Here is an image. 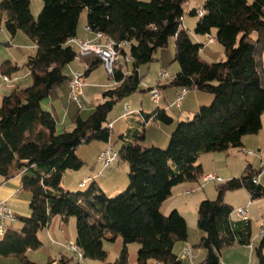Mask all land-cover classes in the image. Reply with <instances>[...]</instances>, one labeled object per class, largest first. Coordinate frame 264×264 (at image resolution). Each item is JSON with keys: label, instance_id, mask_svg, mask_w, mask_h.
Listing matches in <instances>:
<instances>
[{"label": "trees", "instance_id": "obj_1", "mask_svg": "<svg viewBox=\"0 0 264 264\" xmlns=\"http://www.w3.org/2000/svg\"><path fill=\"white\" fill-rule=\"evenodd\" d=\"M42 1L35 18L31 0H0V11L8 14L7 30L12 35L23 31L37 46L25 63L32 83L0 94V174L5 179L21 174L23 189L30 192L31 209L30 216L20 217L22 228L9 229L0 240V257L15 256L22 264H39L27 252L42 246L38 232L49 228L55 215H61L64 222L76 218L75 242L85 258L102 264H129L128 244L138 242L139 264H183L175 245L188 241L187 219L176 208L164 215L161 207L175 186L202 178V154L242 147L244 136L262 128L264 0H206L203 8L190 11L200 17L195 32L212 36L216 30V40L225 47L226 58L212 63L200 58L203 44L193 41L183 26L187 0ZM85 11L88 30L102 32L121 45L122 58L110 76L116 84L103 92L91 114L87 118L78 114L71 130L60 131L44 102L70 77L66 68L77 52L69 40L77 37ZM171 37H175V60L180 69L163 86L211 93L212 104L200 106L191 118L179 121L165 149L144 145L151 119L173 123L165 108L143 112L142 118L132 121L119 135L123 142L119 159L129 167V185L117 196L109 197L95 180L83 190L63 187L65 173L84 165L78 155L81 145L109 142L113 132L109 114L114 106L137 91L155 88L143 86L141 66L157 60L158 51ZM83 59L88 61L85 75L101 63L95 55ZM18 69L10 61L1 65L5 75ZM258 174L259 170L249 165L242 176L218 185L215 199L199 203L197 226L202 236L195 246L205 249L206 257L198 264H221L225 249L251 245V218H234L235 208L225 200V194L245 188L251 200L263 198L264 186L253 182ZM118 237L124 247L118 258L109 262L104 241ZM255 252L259 264H264V224ZM46 264L80 263L62 255Z\"/></svg>", "mask_w": 264, "mask_h": 264}, {"label": "rangeland", "instance_id": "obj_2", "mask_svg": "<svg viewBox=\"0 0 264 264\" xmlns=\"http://www.w3.org/2000/svg\"><path fill=\"white\" fill-rule=\"evenodd\" d=\"M206 0H187L185 4V15L183 20V26L189 29L193 41L203 44V47L200 50V58L208 63L218 62L226 58L225 47L216 40V30L212 31V37L215 39L214 42L209 41V35H202L195 32V25L199 20L198 15H191L190 11L193 8L199 9L203 8ZM32 10L34 17L37 18L40 10L43 6L42 0H32ZM87 21V12H83L80 17V35L84 37L88 33L86 28ZM175 37H171L167 46L161 48L157 53V60L153 61L150 64L141 66V73L143 77V84H146L149 87H160V93L162 100L158 103L154 102L152 99L151 90L137 91L132 94L129 98H125L119 101L109 114V121L113 122L115 125V131L112 134V139L110 140L112 146L115 150L119 151L123 145V142L120 140L119 135L125 132L128 129V126L131 125L133 119L137 116L139 117L140 111L144 110L146 113H152L156 107L167 108L168 113L173 117L174 121L171 124H165L156 122L151 119L147 125L148 138L144 141L145 146H153V140L158 138L161 139V136H164V132L169 133L168 142L162 146L164 149L168 147L171 139L172 132L177 127L179 121H186L193 116L194 112L197 111L202 105H210L214 100V95L211 93L203 92L200 90H187L182 87H164L163 85L168 84L173 78L174 74L180 69L178 61L175 60ZM76 62L77 59H76ZM76 64V63H75ZM67 73L69 72L68 67L66 68ZM167 72L168 77H161L160 72ZM96 78L100 83H103L102 87H86L85 95L80 94L82 102L85 104V108L81 109V114L84 118H87L94 107L101 101L103 92L110 89L114 86L113 79L110 78L109 74L105 70L104 66L101 67L96 73ZM1 82V79H0ZM29 85V84H27ZM94 86V85H92ZM26 87V86H25ZM69 91H71L69 89ZM184 93L185 98L183 100V107L178 104L179 94ZM71 95V94H70ZM87 99H91V103L87 102ZM70 105L72 110H78L76 101L70 96ZM67 104V101L65 100ZM182 103V101H181ZM127 104L130 107L127 109ZM133 118V119H132ZM156 123L159 124L158 127ZM67 130H71L73 127H70L69 124ZM101 142L91 141L81 145L78 149V155L83 159L84 165L79 170H69L64 175L63 187L70 191L83 190L90 186V184L98 179L104 187H107L104 190L109 197H115L120 194L122 191L127 189L129 185L128 172L129 167L123 164L122 160H117L109 167H103L101 162L98 159V147ZM158 143V142H157ZM108 142H105V146ZM157 145V144H155ZM158 146V145H157ZM159 147H161L159 145ZM261 148V150H260ZM253 151L252 154H246L245 151ZM216 154H222V159H217ZM264 159V114L262 116V128L257 134L246 135L243 138L242 147H232L228 151L224 152H211L204 153L200 156L199 163H203L205 174L210 172H216V167L229 169L234 177L242 176L247 167L252 165L254 169L260 170L262 166V161ZM112 170H115L114 173ZM224 175L221 172H216ZM98 178L93 177L85 187L79 186V183L83 179H87L89 176H97ZM110 176V177H108ZM95 180V181H96ZM202 178L198 182H188L190 183L187 189L193 190L190 195L181 194V197L176 198L177 203H186L190 201L189 212H185V217L188 222L189 227V244L194 250L196 256V261L198 262L197 257V247L195 246L200 241L201 231L197 226L198 218V206L194 204V200L200 198L203 199H215L217 197V186L223 182H209L208 184L201 187ZM226 181V180H225ZM261 184L264 186V173L261 174ZM118 185V186H117ZM105 189V188H103ZM195 189V190H194ZM239 190V189H238ZM234 190L228 191L225 195V200H231L235 209L240 207H247L249 210V217L252 220V235L255 240L258 241L260 236L262 224L264 223V197L256 200H251V195L248 191L245 190ZM173 199H169L171 203ZM175 200V199H174ZM252 201V203H250ZM170 203L167 201L163 203L161 211L164 215H169L172 211L170 208ZM175 209V208H173ZM236 218V215H233ZM52 220L51 229L45 228L38 232V237L42 241V246L38 249H31L27 252L28 257L39 264H46L50 259H60L62 255L68 254L76 259V254L65 247V244L70 241L76 240V218L70 217L67 222L63 221L61 215H55ZM18 223L14 224L13 227H16ZM186 244L184 241H179L176 244L175 252L183 259V264H192L190 261V254L186 251ZM139 243L133 242L128 244L129 252V264H139L138 263V249ZM124 247V242L121 237H118L115 241L106 239L104 241V248L108 252L107 261L113 262L120 255ZM251 246V250H252ZM252 255V264H259L258 257L254 249L251 251ZM201 262V261H200ZM86 264H102L100 260L93 259H84ZM0 264H22L21 259L15 256L9 257H0ZM196 264V263H195ZM251 264V262H249Z\"/></svg>", "mask_w": 264, "mask_h": 264}, {"label": "crops", "instance_id": "obj_3", "mask_svg": "<svg viewBox=\"0 0 264 264\" xmlns=\"http://www.w3.org/2000/svg\"><path fill=\"white\" fill-rule=\"evenodd\" d=\"M31 7H32V3H31ZM32 12L35 14L34 10H32ZM7 16H8L7 12L0 11V27L2 28V29H0V70H1V65L5 61H10L12 66H18L19 69H18V71L12 72L9 74V76L12 77L14 79V81L10 82L8 84L3 83L2 77L0 75V79H1L0 94L1 95L10 92L14 88H17V87L23 88L25 86H28L27 84L30 85L32 83V78H31L30 72L27 69V67L25 66V63H26L28 57L30 55L35 54L36 50H37L36 44L23 31L19 30V31H17V33L15 35H12L7 30V28L5 26V20H6ZM86 28H87V21H86ZM77 37L82 38V39H93L95 36H94L93 32L88 30V33L84 37H81V35H80V24H79ZM77 61L78 62H76V59H75V61H73L68 66V69H69L68 74L69 75L71 74V72L73 70H81V71L85 72V70L88 66V61L83 59V58L77 59ZM101 67H103L102 62L99 63V65H97L91 72H89L88 75H86L87 85L83 88V91H82L83 96L86 94L85 93L86 87H102V86H104V84L100 83L95 76V73ZM92 85H94V86H92ZM69 89H70L69 84L66 81L60 87L55 88L53 90L52 94L50 95V97L47 100H45V102H44L45 108L48 109L49 111H51L54 114V116L56 117L60 131L67 130V128H68L67 124H69L70 127H73L74 118L78 114H80L82 116L81 109L85 108V107L80 108V106L76 102V105L78 106L79 109L78 110H76V109L72 110L71 105H70L71 102L69 100L70 96H71ZM184 98H185V96H184ZM184 98H183V100H184ZM65 100L67 101V104L65 103ZM100 100H102V99H100ZM161 100H162V97L160 98L159 102ZM183 100L181 103V107H183ZM87 102L91 103V99H87ZM84 106H85V104H84ZM165 109L167 110V108H165ZM143 112H145V111L144 110L140 111L139 117L143 116ZM191 112H194V111H191ZM137 119H140V118H138L136 116L133 119V121L137 120ZM111 124H112L113 132H114L115 131L114 130L115 125L113 122H111ZM156 125L158 127H161V126H159L158 123H156ZM113 132H112V134H113ZM148 132H149V128L147 130L146 139L148 138ZM164 133H165V135L161 136L162 138L161 139L159 138V141L157 138V139L153 140V143L157 144L158 146L160 145L161 147L164 146V144L168 142V138H169V133L168 132H164ZM111 139H112V135H111L110 140ZM110 140H109L108 144H111ZM96 142H101L100 144H98L99 145V147H98L99 152H98L97 156H99V153L105 147V142H102V141H96ZM260 150H261V148H260ZM221 155L222 154H216V157L218 160L223 158ZM123 164L127 165L124 162H123ZM202 165H203V163H202ZM215 170H216V172H221L224 175V177H223L221 174L217 173L218 175L222 176L224 178V180H229V179L234 177V174L229 169L216 167ZM114 171L115 170H112L113 173H114ZM203 171L205 172L204 165H203ZM99 175L100 174H97V176L96 175L95 176H89L87 179H89V178L92 179L93 177L98 178ZM99 177H101V176H99ZM108 177H110V176H108ZM87 179H83L82 181L87 180ZM95 180H96V178H95ZM96 181L102 188H105L104 190H106L107 187H105V185H104V187H103V185H101L102 184L101 182H103V181L99 182L98 179ZM63 183H64V180H63ZM80 183H79V186H80ZM260 183H261V177H260ZM189 185H190V183L184 182V183H181V184L175 186L173 188L172 195L166 200L168 203H170L169 199H173L172 202L169 204L170 208L178 209L184 216H185V212H189L191 200L188 199V201H186V203H182V202L177 203L176 198L181 197V194H186V192L189 190V189H187L189 187ZM240 190L248 191L245 188H241L238 191H240ZM186 195H190V194H186ZM200 198L194 200V204L196 207L199 206V203L201 202ZM0 200H6L9 204V206L16 212L19 221L17 222L18 224L16 225V227H13V229L20 230L23 226L22 222L20 220V217L30 216V214H31L30 192L23 189L22 181H21V174H18L15 177L10 178V179H5L0 174ZM227 202L233 206L231 200H229V201L227 200ZM263 224H262L260 236L258 237L259 238L258 241L255 240L253 237L252 243L250 246L249 245H236V246H232V247L225 249L223 251L221 264H249V262H251V264H252L251 259H252L253 253L251 251L253 249L255 251V247L258 245V243L261 239ZM51 227H52V222H51V225L48 229H51ZM199 236L201 238L202 232L200 233ZM189 240L190 239L188 238V241L187 242L184 241V242L186 244L188 243V245H190ZM251 246L253 247L252 250H251ZM175 247H176V245H175ZM196 253H197V257H198V262L196 261V256H195L194 250L192 248V251L190 254V256H191L190 261L192 264H195V263L198 264L200 261H202L206 257V250L205 249L197 248ZM64 255L70 256L68 254H64ZM56 260H58V259H56ZM153 263H156V262H153Z\"/></svg>", "mask_w": 264, "mask_h": 264}, {"label": "built area", "instance_id": "obj_4", "mask_svg": "<svg viewBox=\"0 0 264 264\" xmlns=\"http://www.w3.org/2000/svg\"><path fill=\"white\" fill-rule=\"evenodd\" d=\"M199 14H203V10H199ZM0 29H2L0 27ZM93 39H82L79 37H74L69 40V43L74 46L77 52L76 59H82L83 57L95 55L101 59V62L109 74V76H112L114 74V71L116 67L119 65V61L122 58V55L119 51V47L121 45H117V43L111 39L109 36L105 35L102 32L94 33ZM214 38L212 36H209V41L212 43L214 42ZM127 45V44H125ZM130 57H127V60H129ZM0 75L2 77L3 83L8 84L10 82H13L14 79L10 77L9 75H5L0 70ZM161 77H168L167 72H160ZM114 85L116 82L112 80ZM68 84L70 87V94L71 97L78 103L80 108L84 107V103L82 102L80 98V94H82L83 88L87 85V77L85 75L84 71L81 70H73L70 74V77L68 79ZM144 87H147L146 84H143ZM152 93V99L154 102L158 103L161 98L160 89L158 87H155L153 89H150ZM185 94L180 93L179 94V101L178 104L181 105V101L183 100ZM129 104L127 105V109L129 108ZM112 126V124H111ZM246 154H252L253 151H245ZM99 161L103 165V167H109L113 163H115L117 160H119V151L115 150V148L112 146V144H108L105 146L98 156ZM264 173V159L262 161L261 169L259 170V174L254 177L253 182L259 183L261 174ZM91 178L84 180L80 183V186H85ZM225 181L224 178L220 175H218L216 172H210L208 174H204L202 176V184L201 187H204V185L208 184L209 182H223ZM195 190V189H194ZM193 192V190H188L186 194H190ZM252 203V201L250 202ZM247 207H240L238 209H235L233 211V215H236V218L239 219H248L249 217V210ZM19 221L18 216L16 212L9 206L8 202L6 200H0V240L5 236V234L8 232L9 229L14 226ZM65 247L74 252L76 254V259L80 264H86L84 263V254L80 247L77 245L75 241H70L65 244ZM186 251L188 254H191L192 247L190 245L186 246ZM151 264H158V263H151Z\"/></svg>", "mask_w": 264, "mask_h": 264}]
</instances>
